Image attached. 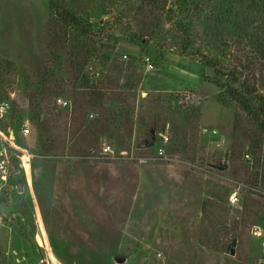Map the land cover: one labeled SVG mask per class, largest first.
Masks as SVG:
<instances>
[{
	"label": "rangeland",
	"instance_id": "1",
	"mask_svg": "<svg viewBox=\"0 0 264 264\" xmlns=\"http://www.w3.org/2000/svg\"><path fill=\"white\" fill-rule=\"evenodd\" d=\"M230 86L264 98L251 0H0V264H264V132Z\"/></svg>",
	"mask_w": 264,
	"mask_h": 264
},
{
	"label": "trees",
	"instance_id": "2",
	"mask_svg": "<svg viewBox=\"0 0 264 264\" xmlns=\"http://www.w3.org/2000/svg\"><path fill=\"white\" fill-rule=\"evenodd\" d=\"M251 2L252 4H259L261 6H264V0H251ZM54 6L55 5H53L52 2L49 4V8L53 10L54 12H56L63 22L67 24H73V25L79 26L84 34L87 32L86 30L88 29L84 28L83 22L78 16H76L74 13L64 8L58 11V9H55ZM207 63L210 65H214L212 61H207ZM218 70L220 71V69ZM78 80L84 87L89 88V90L86 91L87 93L82 91V93H80L81 96H87L88 97L87 100L93 101L96 104L98 102H103L102 101L103 95L95 91L94 87L91 86V84L89 83L88 77H84L83 74L80 73ZM73 86L76 88L79 87L77 86V84H74ZM227 91L229 92V95L233 97V99L236 100L243 107L244 111L253 118L258 128L264 132V98L261 95H257L258 105H257V108H254L252 107V104H251L252 103L251 97H248L247 95V93L251 92L250 90L245 89V91L241 92L237 90L236 88L230 86L228 87ZM249 158H250V155H249ZM255 166H258L261 172L257 171L255 176L252 178V180L255 183L253 181H248V185L250 187L255 186L256 183L259 182V177H260V182H263L264 184V156L259 157L258 163H256ZM249 180L251 179L249 178ZM204 208L205 207L203 206L202 207L203 212H204Z\"/></svg>",
	"mask_w": 264,
	"mask_h": 264
},
{
	"label": "built area",
	"instance_id": "3",
	"mask_svg": "<svg viewBox=\"0 0 264 264\" xmlns=\"http://www.w3.org/2000/svg\"><path fill=\"white\" fill-rule=\"evenodd\" d=\"M151 66V65H150ZM58 102H61V103H63V104H65V101H63V100H61V99H58ZM2 110H4V105L2 104L1 106H0V112L2 111ZM23 132L24 133H26L27 132V128H24L23 129ZM162 136V138H163V141H165L167 138H166V136L165 135H161ZM109 152H111V148H110V146L108 145V144H105L103 147H102V151H101V153L103 154V155H106L107 153L109 154ZM158 153L159 154H161L162 153V147H159L158 148ZM245 157H249V154L248 153H245ZM6 161L4 160V159H2L1 161H0V171H1V174H0V176H1V178L3 177H5V173H6V169H5V166H6V163H5ZM238 201V196H237V194L236 193H233V195H231L230 196V202H232V203H236ZM252 233L254 234V235H258V234H260V228L258 227V226H254L253 228H252Z\"/></svg>",
	"mask_w": 264,
	"mask_h": 264
},
{
	"label": "water",
	"instance_id": "4",
	"mask_svg": "<svg viewBox=\"0 0 264 264\" xmlns=\"http://www.w3.org/2000/svg\"><path fill=\"white\" fill-rule=\"evenodd\" d=\"M232 252V251H231Z\"/></svg>",
	"mask_w": 264,
	"mask_h": 264
}]
</instances>
